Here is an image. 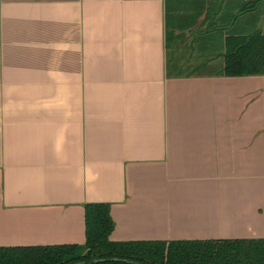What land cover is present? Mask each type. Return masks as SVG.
<instances>
[{
    "label": "crops",
    "instance_id": "crops-1",
    "mask_svg": "<svg viewBox=\"0 0 264 264\" xmlns=\"http://www.w3.org/2000/svg\"><path fill=\"white\" fill-rule=\"evenodd\" d=\"M253 1L0 0V246L83 244L90 202L112 241L264 238V76L219 74Z\"/></svg>",
    "mask_w": 264,
    "mask_h": 264
},
{
    "label": "trees",
    "instance_id": "trees-1",
    "mask_svg": "<svg viewBox=\"0 0 264 264\" xmlns=\"http://www.w3.org/2000/svg\"><path fill=\"white\" fill-rule=\"evenodd\" d=\"M224 44L220 75L264 76L261 31L228 34ZM85 226L83 244L0 246V264H264V238L112 241L114 221L104 202L85 204Z\"/></svg>",
    "mask_w": 264,
    "mask_h": 264
},
{
    "label": "rangeland",
    "instance_id": "rangeland-1",
    "mask_svg": "<svg viewBox=\"0 0 264 264\" xmlns=\"http://www.w3.org/2000/svg\"><path fill=\"white\" fill-rule=\"evenodd\" d=\"M223 3L226 4V1H223ZM219 4H220V3H219ZM221 4H222V3H221ZM224 4L220 5V6H222V8L224 7L223 10H225V6H223ZM240 9H241V8H240ZM226 14H227V13H226ZM235 14H236V13H235ZM223 16H224V15H223ZM219 19H221V16L219 17ZM227 22H228L227 20H224V21L220 22V24L218 23L217 25H218V26H224L225 24H227ZM217 59H218V60H217V63H218V62H219V58L217 57ZM218 68H220V67H217L216 69H213V70L217 72Z\"/></svg>",
    "mask_w": 264,
    "mask_h": 264
}]
</instances>
